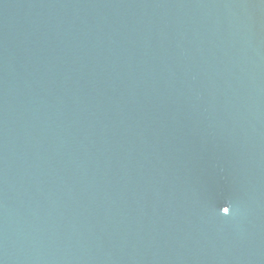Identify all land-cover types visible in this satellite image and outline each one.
<instances>
[{"label":"water","instance_id":"obj_1","mask_svg":"<svg viewBox=\"0 0 264 264\" xmlns=\"http://www.w3.org/2000/svg\"><path fill=\"white\" fill-rule=\"evenodd\" d=\"M0 264H264V0H0Z\"/></svg>","mask_w":264,"mask_h":264}]
</instances>
